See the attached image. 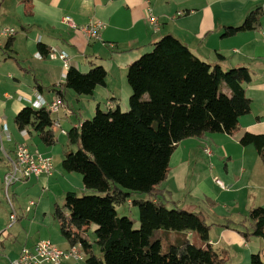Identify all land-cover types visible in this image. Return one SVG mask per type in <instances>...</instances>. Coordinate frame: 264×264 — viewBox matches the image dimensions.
Instances as JSON below:
<instances>
[{
	"label": "crops",
	"instance_id": "1",
	"mask_svg": "<svg viewBox=\"0 0 264 264\" xmlns=\"http://www.w3.org/2000/svg\"><path fill=\"white\" fill-rule=\"evenodd\" d=\"M259 7L262 13L253 29L223 35L227 27L241 26ZM151 17L156 18L158 29ZM67 18L79 27L102 21L106 26L100 31L101 40L88 39L83 31L68 25ZM0 26L17 30L13 37L0 38V125L6 123L9 132L3 138L0 136V168L22 143L33 153L52 156L59 137L57 144L48 145L31 126L19 129L15 116L27 106H47L60 97L58 91L64 93L65 107L52 117L60 120L66 132L93 117L97 108L107 111L119 107L128 111L132 94L128 67L165 35H174L212 65L220 64L225 70L248 67L252 78L244 87L251 110L240 118L239 130L233 135L207 132L179 142L170 159L168 176L158 188L164 192L161 198L169 207L176 205L205 217L211 225L208 242L217 250L228 251L227 264H249L252 254L264 250L263 238L242 234L251 227L247 220L250 210L264 207V158L254 145L241 143L246 133L264 134V0H0ZM9 40L12 44L7 47ZM40 45L48 49L46 54L41 52ZM62 53L81 72L94 66L104 67L105 84L97 86L90 95L62 89L69 70ZM63 134L69 145L67 133ZM208 148L210 154L206 152ZM65 150L63 146V158ZM221 162L224 170L218 168ZM66 172L63 169L56 176L53 172L36 180L53 196L65 197L73 191L68 188L71 175H65ZM216 178L226 188L219 186ZM133 200L128 202L132 204ZM0 221V263L17 258L24 246L45 240L29 244L24 238L20 247L17 243L5 245L3 230L12 224ZM134 227H140L139 217L134 219ZM96 228L93 225L89 232L91 242L96 241ZM183 234L191 241L195 236L192 231ZM179 235L168 232L166 242L180 240ZM55 245L63 249L71 246L67 241L64 246ZM94 249L101 254L96 245Z\"/></svg>",
	"mask_w": 264,
	"mask_h": 264
},
{
	"label": "trees",
	"instance_id": "2",
	"mask_svg": "<svg viewBox=\"0 0 264 264\" xmlns=\"http://www.w3.org/2000/svg\"><path fill=\"white\" fill-rule=\"evenodd\" d=\"M261 13L256 8L241 26L227 27L223 35L253 29ZM11 44L9 40L7 47ZM40 49L48 52L43 45ZM106 77L102 66L88 72L72 66L62 89L90 95L105 84ZM127 78L132 88L128 111L97 108L92 119L67 132L69 145L78 148L65 150L63 169L81 173L85 188L97 194L79 196L69 191L63 206L55 205L62 235L71 245L81 243L88 264H227L228 251L217 250L208 242L211 225L205 217L176 205L169 207L158 186L168 176L179 142L207 132L233 135L239 130L240 118L251 110L244 87L251 81V71L245 66L225 70L220 64L212 65L168 34L129 65ZM58 94L64 98L63 91ZM53 121L46 107L27 106L15 116L19 129L31 126L48 145L57 142ZM241 143L254 145L264 158V134L246 133ZM137 193L149 197L132 202L139 210V228L117 210V205ZM247 220L251 227L243 236L264 239V207L250 210ZM93 225L97 226L95 242L89 237ZM187 231L197 233L206 246L184 238ZM168 232L181 238L166 242L168 249L163 251ZM249 264H264V253L252 254Z\"/></svg>",
	"mask_w": 264,
	"mask_h": 264
},
{
	"label": "rangeland",
	"instance_id": "3",
	"mask_svg": "<svg viewBox=\"0 0 264 264\" xmlns=\"http://www.w3.org/2000/svg\"><path fill=\"white\" fill-rule=\"evenodd\" d=\"M224 88L225 90L227 89L226 85L223 83L222 89ZM52 116L56 117L57 114H53ZM74 117H76V115ZM92 118L93 117H90V119ZM56 137H59V142L57 141L58 144L56 143L57 145H55L54 148H52L53 150H51L55 163V176L59 172L62 173L63 170V153L61 152L63 146L71 150H76L78 148L77 145H68L65 135L60 131H56ZM32 147L35 148L34 145H32L31 148ZM2 161H4L3 158ZM218 168H223L224 170V162H221L220 165H218ZM10 171L11 163L7 159V163L4 161V166L0 168V219L3 222H6V224H12V226L4 228L5 230H3V232L5 231L3 234L4 244L17 243V247H20V245L24 242V238L29 240V244L40 239L48 238L53 243L64 246L63 243L67 240L62 235L59 223L54 216V208L56 204L63 206L65 197L53 196V194H51L52 192L47 187H45L46 189H42L36 180V177L19 180L7 188L4 174ZM207 171L210 172L209 168ZM66 173L67 174L65 175H71V181L69 183L71 187H68L70 190H73V192H76L79 196L97 194V191L85 188L81 173ZM142 197L147 198L148 195L137 193L131 196L134 200L141 199ZM31 200H34L35 205H33L31 210L27 212L26 207L30 204ZM117 210L119 215H127L133 220L139 217L138 207L130 204L128 201L117 205ZM14 212L17 215V220L13 223L11 214ZM16 222L18 223L15 224ZM0 226H2L1 223ZM90 235L92 237L93 233ZM17 238L18 241H16ZM192 242H194L197 246H202L204 244V241L201 240L197 233H195V236L192 237ZM167 249V243L164 241L163 251H166ZM261 252L264 253V250ZM76 263L79 262H74V264ZM80 263L87 264L86 258L83 261H80Z\"/></svg>",
	"mask_w": 264,
	"mask_h": 264
},
{
	"label": "built area",
	"instance_id": "4",
	"mask_svg": "<svg viewBox=\"0 0 264 264\" xmlns=\"http://www.w3.org/2000/svg\"><path fill=\"white\" fill-rule=\"evenodd\" d=\"M179 15L184 12H178ZM66 23L75 29L83 31L90 40H101L100 31L106 26L102 21H94L86 26L79 27L73 20L67 18ZM151 23L155 29H158V22L156 18H150ZM17 33V30L12 27L0 26V38L1 37H13ZM61 58L65 61V68L72 67V63L67 55L62 53ZM11 97V95H7ZM52 114L59 113L62 108L65 107V103L61 97H56L51 103L45 106ZM51 128L53 130L60 129L62 133H67L62 128L59 119H54ZM9 135L6 123L0 125V136ZM207 153H211V150L206 149ZM11 163V171L5 175V184L9 188L12 184L19 180L30 179L32 177L50 176L55 169L54 159L52 156L45 155L39 152L33 153L30 151L26 144H19L16 147L15 155L8 157ZM215 182L226 188L225 183L216 178ZM35 205L34 201H30V204L26 207V211L29 212L31 207ZM13 223L17 220L16 213L11 214ZM1 236V235H0ZM85 259V252L81 243L71 245L67 249L60 248L52 243L50 240H40L32 246H24L18 257L11 260L9 263L0 264H64L65 262H78Z\"/></svg>",
	"mask_w": 264,
	"mask_h": 264
}]
</instances>
